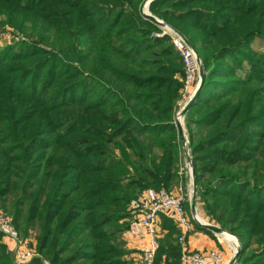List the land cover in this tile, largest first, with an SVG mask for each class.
I'll return each instance as SVG.
<instances>
[{
	"label": "trees",
	"instance_id": "obj_1",
	"mask_svg": "<svg viewBox=\"0 0 264 264\" xmlns=\"http://www.w3.org/2000/svg\"><path fill=\"white\" fill-rule=\"evenodd\" d=\"M145 0H0V209L49 264H128L129 202L178 181L181 58ZM148 1V0H147ZM205 73L184 117L204 216L264 264V0H153ZM154 264H179L166 219ZM206 234L213 237L209 231ZM1 240V236H0ZM40 257L25 264H43ZM0 264H17L0 242Z\"/></svg>",
	"mask_w": 264,
	"mask_h": 264
},
{
	"label": "built area",
	"instance_id": "obj_2",
	"mask_svg": "<svg viewBox=\"0 0 264 264\" xmlns=\"http://www.w3.org/2000/svg\"><path fill=\"white\" fill-rule=\"evenodd\" d=\"M162 27L164 31L160 34H154V36L168 35L170 37V43L180 56L184 69L183 87L180 90L181 98L178 102L179 111L175 116L182 125L183 117L179 115L180 111L194 95L199 85V61L195 52L175 31L166 25H162ZM185 144H187L186 141ZM185 156L186 158L189 157V153L186 152ZM188 165L189 171H191L189 162ZM186 203L190 205L189 200H186L180 189L166 190L165 188L159 190L145 189L129 202L127 209L130 219H128L123 240L129 251V256L132 255L131 264H154L162 234L163 219L169 221L179 232L177 238L180 247L179 264H221L223 254L217 249L202 252L188 250L186 237L192 231V222L184 210ZM0 234L12 242H17V247L13 251L17 264L28 263L38 256L24 249L25 245L18 239L17 231L14 229L11 219L1 211Z\"/></svg>",
	"mask_w": 264,
	"mask_h": 264
},
{
	"label": "rangeland",
	"instance_id": "obj_3",
	"mask_svg": "<svg viewBox=\"0 0 264 264\" xmlns=\"http://www.w3.org/2000/svg\"><path fill=\"white\" fill-rule=\"evenodd\" d=\"M146 2H147V0H145L143 5L141 6V13H143V10H146V7H147ZM148 14L151 15L149 10H148ZM154 18L156 20L166 24L163 20H161L157 17H154ZM156 26L158 27L159 30L157 32H155L154 34H160V33H162V31H164L162 29L163 28L162 26H159V25H156ZM166 26L169 27L167 24H166ZM164 28H166V27H164ZM169 28L172 29L171 27H169ZM11 33H14V31L9 30V29H6V30L0 29V50L4 49L6 47L12 46L14 44H18L23 39V37L19 38V37H17L16 34L12 35ZM152 37H154L153 34H152ZM251 48L254 51H257L258 53H264V42L262 40L256 38V39H254L253 43L251 44ZM181 64H182V60H181ZM182 71H183L182 76L177 77V79L183 87V79H184L183 65H182ZM178 111H179V106L176 110V113ZM176 113H175V116H176ZM182 127H183V129H185L184 128V117H183V121H182ZM186 135H187V133H186ZM187 151L189 153V150H187ZM179 153H180V159H179V163H178V177L179 178H178V181L172 187H170L168 190L180 189L183 192V194L185 195L186 200H189V202L191 203V198H192L191 174L189 171V165H188V161H187L188 157L186 158V156H185V151L183 149L182 144H181V148H180ZM152 189H154V188H152ZM196 205H197V212H198L197 218L198 219H202L203 221H205V223L218 226L216 223L210 221L207 217L204 216V213L202 210V205L200 203V198L197 196V193H196ZM184 210H185L186 214L188 215V217L191 219L192 224L196 225L194 219L192 218V216L190 214V205H188V203H186L184 205ZM0 211L5 215V213L1 209H0ZM127 215H128L127 219L124 221L127 222V224H128V219H130L129 218L130 214H129L128 209H127ZM124 232H125V230L122 231V233L119 235V239H120L121 243L124 242V240H123L124 239ZM17 234H18V239L22 243H24V245H25L24 249L38 255L37 257H40V255L37 252V248H36V245H37L36 237L38 235L37 231L32 230L30 232V234H28V236H23L22 234H19V233H17ZM0 236H1V240H0L1 244L5 247L6 251L10 254L11 258L15 261L13 251L17 247V242H12L8 238L3 237L1 234H0ZM178 236H179V234L176 237V241H177ZM215 236L217 239H220L222 242V245H220V247H222V248L219 247V248H215V249L220 251L222 254H223V250H224V251H226V254H228V257H232L235 253L236 246H238L237 238L234 237L233 235L229 236L227 234L226 235H215ZM213 238H214V234H213ZM122 249L125 251V254L122 258L123 261H125L128 264H131L129 251H128L127 247H125L124 243H123ZM34 258H36V257H34ZM41 259L43 261V264H49V262L47 260H45L44 258H41ZM221 264H223V262H221Z\"/></svg>",
	"mask_w": 264,
	"mask_h": 264
},
{
	"label": "water",
	"instance_id": "obj_4",
	"mask_svg": "<svg viewBox=\"0 0 264 264\" xmlns=\"http://www.w3.org/2000/svg\"><path fill=\"white\" fill-rule=\"evenodd\" d=\"M153 1V0H148L146 3H147V8L146 10H143V13L142 15L144 17H146L149 21H151L153 24L155 25H159V26H162V25H166L164 24L163 22H159L158 20H156L153 16L149 15L148 14V5L149 3ZM182 39L183 41L187 44V46L189 48H191L195 54L197 55L194 47L187 41V39L177 33ZM197 59L199 61V85H198V88L196 89L194 95L191 97V99L185 104V106L182 108V110L180 111V116H184L188 110L194 105V103L196 102L199 94H200V91H201V86L203 84V81H204V76H205V73L203 71V67H202V64L200 63V59L197 55ZM175 122V126H176V129H177V133H178V137H179V140L182 142V143H185V138H184V133H183V127L181 125V123L179 122V120L177 118H175L174 120ZM188 162L190 164V174H191V181H192V198H191V203H190V214L192 216V218L194 219L197 227L201 230H205V231H209L211 232L212 234L214 235H223V234H227L229 236H231L229 233H227L224 229H222L221 227L219 226H215V225H212V224H208V223H200L196 220V186H195V181H194V173H193V166H192V162L190 160V158L188 157ZM239 246H236V250H235V253L233 255V257L231 258V260L228 262V264H235L236 261L238 260L239 258Z\"/></svg>",
	"mask_w": 264,
	"mask_h": 264
},
{
	"label": "crops",
	"instance_id": "obj_5",
	"mask_svg": "<svg viewBox=\"0 0 264 264\" xmlns=\"http://www.w3.org/2000/svg\"><path fill=\"white\" fill-rule=\"evenodd\" d=\"M184 138L186 143L187 142V135L185 129H183ZM183 146V149L186 152H188V145L184 143H181ZM175 228V227H174ZM162 234L160 235L162 239L164 235L167 233V230L161 227ZM177 235L179 234L178 230L175 228ZM216 236L214 235V238L206 234L203 230L199 229L196 225L192 224V231L187 235L186 237V246L188 250L194 251V252H202V251H208V250H214L215 248H219L220 245H222V242L220 239H215ZM222 248V247H220ZM233 257V256H232ZM232 257H228V254H226V251L223 250V264H228V262L231 260ZM130 258H132V255H130Z\"/></svg>",
	"mask_w": 264,
	"mask_h": 264
},
{
	"label": "bare ground",
	"instance_id": "obj_6",
	"mask_svg": "<svg viewBox=\"0 0 264 264\" xmlns=\"http://www.w3.org/2000/svg\"><path fill=\"white\" fill-rule=\"evenodd\" d=\"M197 217H198V216H197ZM197 217H196V219H197L198 222H200V223H204V224H205V221H203L202 219H198ZM223 235H226V234H223Z\"/></svg>",
	"mask_w": 264,
	"mask_h": 264
}]
</instances>
